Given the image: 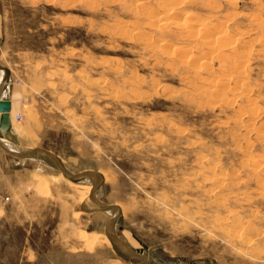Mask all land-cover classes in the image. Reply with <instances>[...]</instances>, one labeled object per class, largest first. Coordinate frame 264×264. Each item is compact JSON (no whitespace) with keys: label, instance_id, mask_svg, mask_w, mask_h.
Segmentation results:
<instances>
[{"label":"rangeland","instance_id":"obj_1","mask_svg":"<svg viewBox=\"0 0 264 264\" xmlns=\"http://www.w3.org/2000/svg\"><path fill=\"white\" fill-rule=\"evenodd\" d=\"M172 1L0 0V264H264V0Z\"/></svg>","mask_w":264,"mask_h":264},{"label":"crops","instance_id":"obj_2","mask_svg":"<svg viewBox=\"0 0 264 264\" xmlns=\"http://www.w3.org/2000/svg\"><path fill=\"white\" fill-rule=\"evenodd\" d=\"M3 99H8L11 101L10 117H11V120L15 123V120H14L15 117H17V115L21 112V105L19 103V99L17 97H15L12 93H9L8 95L4 96ZM9 130L11 131V132L9 131V133H8L10 138H12L13 135L17 134L16 131H13L12 126H10ZM3 138H4L3 134L1 135V133H0V143L2 142V145L6 146L7 145L6 141H9V140L3 139ZM21 146H23V145H21ZM34 151H35V149L28 150L26 152H21V154L23 153L21 156L22 157L30 156L32 153H34Z\"/></svg>","mask_w":264,"mask_h":264},{"label":"bare ground","instance_id":"obj_3","mask_svg":"<svg viewBox=\"0 0 264 264\" xmlns=\"http://www.w3.org/2000/svg\"><path fill=\"white\" fill-rule=\"evenodd\" d=\"M138 1H139V0H138ZM165 1H167V0H165ZM170 1H172V0H170ZM172 2H173V1H172ZM172 2H171V3H172ZM173 4H174V3H173ZM175 4H176V3H175ZM177 4H178V3H177ZM163 13H164V12H163ZM166 14H167V13H166ZM160 15H161V14H160ZM190 15H191V14H190ZM190 15H189V16H190ZM165 17H166V16H165ZM168 17H169V16H168ZM186 17H187V16H186ZM162 18H163V17H162ZM188 18H190V17H188ZM164 19H165V18H164ZM164 19H160V20H161L160 22H162ZM167 19L169 20V18H167ZM184 19H185V18H184ZM207 19H209V18H207ZM216 19H217V18H216ZM195 20H196V19H195ZM195 20H194V21H195ZM199 20H200V18H199ZM199 20H198V21H199ZM201 20H202V19H201ZM190 21H192V20L190 19ZM208 21H209V20H208ZM208 21H207V23H208ZM210 21H211V20H210ZM214 21H216V20H214ZM163 22H164V21H163ZM163 22H162V23H163ZM192 22H193V21H192ZM205 22H206V21H205ZM193 23H194V22H193ZM193 23H189V24H193ZM195 23H196V22H195ZM198 23H199V22H198ZM210 23H212V21H211ZM210 23H208V24H210ZM158 24H159V22H158ZM165 24H166V23H165ZM165 24H164V25H165ZM164 25H163V26H164ZM194 25H195V24H194ZM194 25H193V26H194ZM200 25H201V24H200ZM205 25H206V24H205ZM205 25H201V26H205ZM190 26H191V25H190ZM190 26H189V28H190ZM195 26H196V25H195ZM217 27L219 28V26H217ZM217 27H216V28H217ZM214 28H215V26H214ZM191 29H192V27H191ZM194 29H195V28H193V30H194ZM204 29H205V28H204ZM206 29H207V28H206ZM200 30H201V28H200ZM222 30H223V29H222ZM191 31H192V30H191ZM202 31H203V30H202ZM223 31H224V30H223ZM198 32H199V31H198ZM213 32H214V31H213ZM213 32H212V30H211V32L209 31L208 34L213 33ZM216 32H218V31H216ZM190 33H191V32H190ZM190 33H189V34H190ZM204 33H205V32H204ZM206 33H207V32H206ZM208 34H207V35H208ZM219 34H220V33H219ZM222 34L224 35V33H222ZM193 35H194V32H193ZM210 35H212V34H210ZM205 36H206V34H205ZM213 36H214V35H213ZM215 36H216V35H215ZM221 37H223V36H221ZM225 37H226V36H224V38H225ZM219 38H220V36H219ZM212 39H213V37H212ZM213 40H214V39H213ZM215 40H216V39H215ZM217 40H218V39H217ZM220 41H222V43L224 42L223 45H227L225 41L228 42V40H226V39L223 40V39H222V40H220ZM220 41H219V42H220ZM213 43H214V42H213ZM215 43H216V42H215ZM220 44H221V43H220ZM229 44H230V42H229ZM221 45H222V44H221ZM217 46H218V44H217ZM214 47H215V46H214ZM216 48H217V47H216ZM237 52H238V51H237ZM239 53H240V52H239ZM244 55H245V54L242 55L243 58H244ZM228 56H229V55H228ZM243 58H242V59H243ZM245 59H246V58H245ZM245 62H246V60H245ZM206 63H207V62H206ZM207 65H208V64H207ZM239 65H240V64H239ZM241 66L243 67V65H241ZM239 67H240V66H239ZM235 68H236V67H235ZM236 69H237V68H236ZM239 69H240V68H239ZM241 72H242V71H241ZM241 72H240V73H241ZM240 73H239V74H240ZM1 85H2V81L0 82V88L3 86V85H2V86H1ZM5 92H6V91H4V89H2V93L4 94ZM3 94L0 96L1 99H3ZM1 114H2V113H0V117H1ZM10 118H11V117H10ZM11 126H12V121H11ZM13 127H14V129H13V128H12V129L15 131V124L13 125ZM0 129H1V128H0ZM9 131H10L9 128H6L5 130H4V129H1V132H2L3 136H5V137H7V138L10 137V136L8 135ZM10 132H11V131H10ZM3 139H6V138H3ZM7 140H9V139H7ZM11 140H12V139H11ZM8 143H10V142H8ZM12 144H14V143H12ZM6 146H8V145H6ZM10 146H11V144H10ZM8 147H9V146H8ZM11 147H13V146H11ZM27 148H28V147H27ZM31 148H32V147H31ZM21 149H22V147H21ZM74 183H78V182H74ZM86 187H87V191H86V190H84V191H86L87 194H88V192H90L91 185H90V184H89L88 186L86 185ZM81 188H82V186H81ZM84 193H85V192H84ZM85 196H86V195H85ZM99 207H100V206H99Z\"/></svg>","mask_w":264,"mask_h":264},{"label":"water","instance_id":"obj_4","mask_svg":"<svg viewBox=\"0 0 264 264\" xmlns=\"http://www.w3.org/2000/svg\"><path fill=\"white\" fill-rule=\"evenodd\" d=\"M10 110H11V101L8 99H1L0 98V128L6 129L11 126V118H10Z\"/></svg>","mask_w":264,"mask_h":264}]
</instances>
